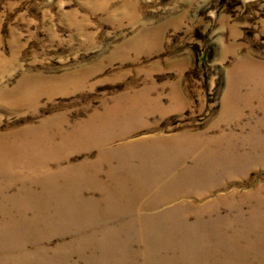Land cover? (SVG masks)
I'll use <instances>...</instances> for the list:
<instances>
[{"label":"rangeland","instance_id":"obj_1","mask_svg":"<svg viewBox=\"0 0 264 264\" xmlns=\"http://www.w3.org/2000/svg\"><path fill=\"white\" fill-rule=\"evenodd\" d=\"M0 264H264V0H0Z\"/></svg>","mask_w":264,"mask_h":264}]
</instances>
